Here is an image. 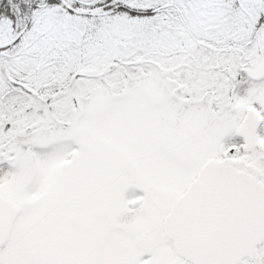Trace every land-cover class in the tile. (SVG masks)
<instances>
[{
  "label": "rangeland",
  "instance_id": "1",
  "mask_svg": "<svg viewBox=\"0 0 264 264\" xmlns=\"http://www.w3.org/2000/svg\"><path fill=\"white\" fill-rule=\"evenodd\" d=\"M118 5L161 10L156 15L135 16L117 10ZM262 10L264 0L41 1L32 14V27L20 42L0 54V76L25 75L34 81L29 87L24 78L19 80L29 90L20 92L6 88L0 79V100L13 108H0V133L11 132L18 124L27 125L25 133L12 140L10 150L4 148L0 154V193L20 208L11 238L1 250L2 263L41 264L38 236L46 231L44 238L66 237L64 245L68 237L78 241L71 255L76 262L87 257L90 264H97L102 236L106 235L107 246L131 236V231L114 228L118 224L114 218L102 229L90 231L66 220L48 221V215L57 218L63 211L84 213L85 208L94 207L93 201L83 200L87 193L93 198L99 196L97 186L91 183L96 180V166L83 162L84 152L106 156L105 198H115L117 204L133 194L129 189L137 183L153 189L147 190L149 198L155 195L173 204L196 178L200 156L212 149L197 152L200 141L195 138L191 119L216 125L225 118L220 127L227 131L235 130L242 121L247 105L255 106L264 116V44L256 62L243 70L238 103L223 113L214 115L206 105L184 103L183 89H179L196 84L195 75L189 72L200 69L201 60H205L204 69H223L224 56L230 50L221 46L215 49L221 45L217 43L223 44L231 36L242 38L240 29L253 26L251 19ZM11 29L12 22L2 21L0 39L11 35ZM146 44L153 60L144 64L148 74L129 79L118 92L123 81L117 75L134 74L141 67L111 61L126 60L137 50L146 49L142 46ZM81 63L94 69L90 75L98 74V84L71 77ZM110 68L115 70L110 76L118 78L117 88L102 71ZM180 119L186 127L181 128ZM180 134L186 136L181 138ZM74 143L78 148L73 152ZM114 169L117 173L112 175ZM116 204L113 213H124L122 203ZM132 209L138 222L144 224L146 212ZM38 224L44 226L39 228ZM170 254L173 256L172 247ZM47 255L41 256L42 264H57ZM68 255L64 249L59 264H67ZM171 255L165 256L171 259Z\"/></svg>",
  "mask_w": 264,
  "mask_h": 264
},
{
  "label": "flooded vegetation",
  "instance_id": "2",
  "mask_svg": "<svg viewBox=\"0 0 264 264\" xmlns=\"http://www.w3.org/2000/svg\"><path fill=\"white\" fill-rule=\"evenodd\" d=\"M224 57L226 59V63H224L223 69H204L205 60H201L198 65V68L200 69L189 72L191 75H195L196 84L180 86L179 89H183V93H181V95H183L181 97L184 103L196 104L198 106L206 105L208 110L214 115L221 114L226 109L234 106L235 103H238L240 99V79L241 77H245L243 71L245 67L243 66L241 71H236L235 69L233 70V56L225 55ZM10 106L11 104L8 102L6 103V101L0 102V108H4L3 111H7ZM248 106L249 105L246 106V113L243 116L242 121L237 125L235 130L232 129L226 131L220 127L224 124L225 118H221L220 121L217 120L215 123L216 125H214L213 122L210 124L192 122L193 119H191L190 124H194L196 129L195 138L200 141V143L197 144V152L200 153L204 149L208 150L212 148L210 151H205L203 156H200L199 169L197 171L196 178L202 172L206 163L217 158L233 164L237 168L246 171L264 183V135L262 133L264 127V116L262 115L263 120L257 131V142L253 146V149L248 150L246 148V136L240 133L241 127L247 115ZM9 109L12 111L13 108ZM230 113L233 114V110H231ZM180 120L182 122L181 128L186 127V123L183 122V119ZM188 120L189 119H184V121ZM1 126L2 124L0 125V129H2ZM26 129L27 125L18 124L17 127L13 126V128H11V132L0 133V154H4V152L1 153V150L5 151L4 148L10 149L12 140H14L16 136L25 133ZM12 132L13 134H11ZM180 135L181 138L186 136V134ZM219 135L221 136L220 139H218ZM78 140H81L82 142V139ZM185 141L186 140H182V142ZM178 142L181 141L179 140ZM71 148L74 152V150L78 148V145L74 143ZM84 154L85 155L82 158L83 162H86L87 164L92 162L93 165L96 166L94 172V178L96 180L91 183L97 186L99 196L97 198H93L91 194L87 193V195L83 197V200L87 201V203H91V201H93L94 207H89L90 204H88L89 208H85L84 213H67L63 211L60 216H57V218L54 215H48V217L51 218V220L48 221L61 222L66 220V222L72 226L79 227L85 231H90L95 228L102 229L107 221L114 218V221L118 223L114 228H124L131 231V236L129 238H121L120 240H117L116 242H118V244L115 246L104 245L106 241L104 238L106 235L102 236V244L97 247V264H157L160 261H162L163 264H193L181 257L175 251L172 241L168 238L165 232L166 219L178 199L171 204L169 201H166L165 198H160L159 196L154 195L153 198H149V192L147 193V190L153 189L146 188L143 184L137 185L136 183L135 186H132L129 189V191L133 190V194H131V192L126 198L120 199V202L116 204L114 203L116 201L115 198H105L102 193L108 180L105 154L100 155L96 154V152L93 153V151L92 153L88 152L87 155L85 152ZM115 173L117 172L114 169L112 175ZM157 183L154 182V184ZM203 184H206V197H208L207 200L210 201L211 191L209 188L212 187V183ZM111 187L112 182L109 185V188ZM187 189L182 193V195L187 191ZM100 193L102 194L100 195ZM217 200L220 202L219 199ZM121 203L125 207L124 213L119 215L114 214L112 206L115 204L121 206ZM222 205L216 203L213 208L208 207L206 215H209L214 211L217 217L220 216L226 218V215L229 216L230 209L229 206H224V204ZM133 207L140 208L141 211L146 212L147 217L144 224H140L138 219L132 213ZM115 210H117V207ZM90 211L94 214H89ZM96 218L102 220H97ZM207 220L210 222L209 217ZM48 221L46 220L45 222ZM43 226V224L37 225L39 228ZM47 232L48 231L41 233V235L38 236V254L41 259L43 254L49 253L50 255H47L48 259H54V261L59 264L58 259L61 260L63 251L66 249L69 252L66 261L67 264H90L87 262V257L84 258V261L82 262H76L75 258L71 255L75 250V243L78 241L68 237V244L64 245V239H66V237L63 235H52L50 238H44L43 235ZM11 233L8 241L2 248H0V254L1 250L4 249L9 242ZM171 247L173 249V256L170 254ZM167 253L172 256L171 259H169V256L168 258L165 256ZM156 258L159 260L153 263L157 260ZM41 259L39 262L42 264ZM1 260L2 259L0 258V264H3ZM237 264H264V241L252 249L251 252Z\"/></svg>",
  "mask_w": 264,
  "mask_h": 264
},
{
  "label": "water",
  "instance_id": "3",
  "mask_svg": "<svg viewBox=\"0 0 264 264\" xmlns=\"http://www.w3.org/2000/svg\"><path fill=\"white\" fill-rule=\"evenodd\" d=\"M22 33L0 49L14 44ZM261 121L257 109L249 107L240 130L248 150L257 142ZM203 183H212L210 201ZM216 203L229 206V216L217 217L214 211L206 215L207 208ZM19 212L0 193V248L8 241ZM165 232L176 252L193 264H237L264 241V183L225 161L212 159L172 208Z\"/></svg>",
  "mask_w": 264,
  "mask_h": 264
},
{
  "label": "trees",
  "instance_id": "4",
  "mask_svg": "<svg viewBox=\"0 0 264 264\" xmlns=\"http://www.w3.org/2000/svg\"><path fill=\"white\" fill-rule=\"evenodd\" d=\"M41 1H44L47 3H53V2L56 3V1H58V0H0V23L2 21L12 22L11 35L7 36L6 38L3 37L2 39H0V43H4L6 41L11 40L13 37H15L21 31H23L26 27L29 29H30V27H32V25H29L32 18H33L32 14L35 11V9L40 7ZM235 6H236V10H237L238 4H235ZM108 7H109V5H108ZM118 8L122 11H127L131 15H135V16L136 15H138V16L156 15L159 13V10H161V8L157 9V10H154L153 8H146V9H140L139 8L138 9L137 7H128L125 5H118V7H116V9L118 10ZM239 10L240 9H238L237 11H239ZM251 22H252L253 26H250V28H248L246 30H245V27L240 29L241 34L242 35L244 34L242 38L236 39L235 36H231L223 44L218 42L217 44H221V45H217L215 47V49L218 48L219 46L224 47V48H228L230 50L228 55H232V56L237 55L236 59H234V63H233L234 69L236 71H241L243 66L246 67V65H252L253 63H255L257 60L256 58L261 53L262 45L264 44V40L262 41V37L264 35V10L259 11L258 17L255 19H251ZM236 28H238V27H236ZM20 41H21V39L18 42H20ZM142 46H144L148 50L147 51H145L146 49L137 50L133 55L130 56V58H128L126 60L122 59L120 61L119 59H116L114 61H111V62H117L118 64L120 63L124 67H127V66H140L141 67V71L136 72L134 74H127L124 72V73H122V75L121 74L117 75L118 77L120 76L119 80L123 81L122 85L118 84L119 81H118V83H116V79H118V78L110 76L115 71L113 68L102 70L105 73L104 75L108 74L106 77H107V79H109V81L111 80V82L113 83V86L116 87L117 84L120 85L119 88L116 87L117 91H120L121 89H123L126 85L125 83H127L129 81V79L139 77L143 72H148L147 68L144 67V64L152 61L151 55L149 54L150 48H149L148 44L142 45ZM4 50L0 49V54H2ZM207 50H209V49H207ZM146 52L148 54H146ZM135 54H137V55H135ZM145 56H150V57L146 58ZM88 66H89V69H86ZM82 67H83V70H80V68H82ZM90 67L91 66L86 64V63L85 64L81 63L80 66H78V69L81 72H91L92 73L94 71V69H92ZM142 67H144V68H142ZM76 72H78V71H74L72 73L71 77ZM19 78H17V76L11 75V73L7 74V76H2V75L0 76V79H1V81H3L4 86H6V88H9V89L10 88L16 89V90L26 89V87L22 86V84L19 83V80H21L23 78L26 81L27 86L32 87L34 84L33 83L34 81L31 82L30 80H32V79L31 78L27 79L25 77V75H24V77L22 76L20 79ZM78 79H88L89 81H94L97 83L98 82L97 79H100V78L97 76L85 77V75H81L80 77H78ZM30 85H32V86H30ZM21 90H20V92H21ZM26 91H29V90L26 89ZM7 96H11V94L8 93ZM2 101L0 100V102H2ZM12 131H14V130H12ZM11 134H13V132Z\"/></svg>",
  "mask_w": 264,
  "mask_h": 264
}]
</instances>
